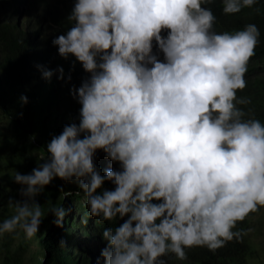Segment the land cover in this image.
I'll use <instances>...</instances> for the list:
<instances>
[{
    "label": "clouds",
    "instance_id": "1",
    "mask_svg": "<svg viewBox=\"0 0 264 264\" xmlns=\"http://www.w3.org/2000/svg\"><path fill=\"white\" fill-rule=\"evenodd\" d=\"M213 2L72 0L69 27L51 41L61 58L74 57L68 73L36 67L49 82L54 74L70 82L81 65L88 75L70 88L78 115L50 134L31 172L10 177L21 199L9 197L13 214L0 220V236L37 235L46 218L37 197L57 178L77 184L89 217L123 221L102 230L104 264H167L169 254L186 261V249L215 253L254 231L237 225L264 208V123L239 107L252 100L237 93L261 33L255 23L217 32L205 6ZM259 2L221 0L222 12ZM98 151L109 161L103 170ZM68 211L53 206L48 215L63 227Z\"/></svg>",
    "mask_w": 264,
    "mask_h": 264
},
{
    "label": "trees",
    "instance_id": "2",
    "mask_svg": "<svg viewBox=\"0 0 264 264\" xmlns=\"http://www.w3.org/2000/svg\"><path fill=\"white\" fill-rule=\"evenodd\" d=\"M72 6V0H0V178L3 179L0 184V220L13 214L9 197L21 199L17 191L20 186L10 177L17 171L22 174L31 172L40 162L39 157L47 156L45 144L50 134H59L63 126L78 115L80 105L70 95V88L73 84L79 86L82 78L88 75L81 65L76 64L70 82L58 80L55 74L49 82L42 78L36 67L38 64L48 69L63 66L68 73L74 57L67 61L61 58L51 41L69 27L66 17ZM205 6L210 7L217 17V32L242 29L248 23H255L260 29V43L248 68L264 61V0L234 15L222 12L221 0ZM245 78L247 87L237 96L250 97L252 103L239 107L245 111L252 109L255 118L264 123V77L251 74ZM21 94L29 98V103L23 107L18 103ZM20 112H23L22 118L18 115ZM33 135L35 139L30 140ZM95 162L101 170L109 164L102 151L97 152ZM60 187L71 191L72 195L64 198ZM105 187L112 188L113 185L106 182ZM78 191L81 190L75 182L57 178L37 197L46 216L36 235L37 243L44 251L41 256L46 255L40 264H97L106 243L101 238L103 229L89 217L87 224L81 222L84 217L79 214ZM79 195L84 193L81 191ZM60 205L70 210L63 227L53 224L54 217L48 215L50 207ZM247 228L254 231L244 237L243 243L233 240L215 253L206 247L186 249L188 259H176L172 263L264 264V208L237 225V229ZM20 235V240L15 233L0 238V264H26L23 253L29 240L23 236L22 230ZM61 240L65 246L60 245ZM99 264H104L103 258L99 259Z\"/></svg>",
    "mask_w": 264,
    "mask_h": 264
},
{
    "label": "rangeland",
    "instance_id": "3",
    "mask_svg": "<svg viewBox=\"0 0 264 264\" xmlns=\"http://www.w3.org/2000/svg\"><path fill=\"white\" fill-rule=\"evenodd\" d=\"M251 74H256L264 77V61L259 62L256 64H253L251 67L248 68V72L246 75H251ZM33 154H36V151H33ZM77 203L80 205V215L86 219L89 217V209L88 205L86 203V198L84 195H77ZM92 222H94L95 225L101 227L104 229V227L112 226L115 227L120 221L118 220H113L110 222L103 221L100 217H89ZM15 234H18L19 240L22 238L20 235V230L17 229V232ZM4 235H8L7 233ZM3 235V236H4ZM23 236L24 233H23ZM2 236H0L1 238ZM29 240V239H28ZM102 247V246H101ZM43 249H41L37 243V238L34 236L32 239L29 240L28 246L26 247L25 252L23 253V258L26 262V264H40L46 259V255L43 257ZM81 258V257H80ZM83 259V258H82ZM81 259V260H82ZM166 260L167 264H175L172 263V261L175 262L176 258L174 255L169 254V256L164 257ZM172 259V260H171Z\"/></svg>",
    "mask_w": 264,
    "mask_h": 264
},
{
    "label": "water",
    "instance_id": "4",
    "mask_svg": "<svg viewBox=\"0 0 264 264\" xmlns=\"http://www.w3.org/2000/svg\"><path fill=\"white\" fill-rule=\"evenodd\" d=\"M43 253H44V251H43Z\"/></svg>",
    "mask_w": 264,
    "mask_h": 264
}]
</instances>
